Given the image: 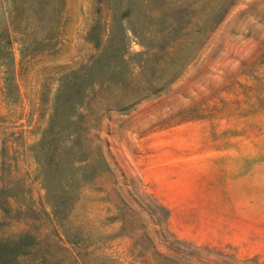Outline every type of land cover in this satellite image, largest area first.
Segmentation results:
<instances>
[{"label":"rangeland","instance_id":"obj_1","mask_svg":"<svg viewBox=\"0 0 264 264\" xmlns=\"http://www.w3.org/2000/svg\"><path fill=\"white\" fill-rule=\"evenodd\" d=\"M28 232L40 264H264V0H0V238Z\"/></svg>","mask_w":264,"mask_h":264},{"label":"trees","instance_id":"obj_2","mask_svg":"<svg viewBox=\"0 0 264 264\" xmlns=\"http://www.w3.org/2000/svg\"><path fill=\"white\" fill-rule=\"evenodd\" d=\"M36 245L29 232L0 238V264H40L34 252ZM49 261V255L44 257L45 263Z\"/></svg>","mask_w":264,"mask_h":264}]
</instances>
